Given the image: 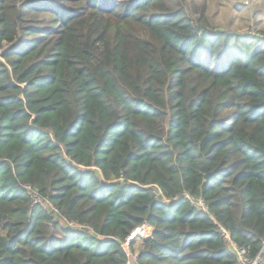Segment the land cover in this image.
Instances as JSON below:
<instances>
[{"label":"trees","instance_id":"obj_1","mask_svg":"<svg viewBox=\"0 0 264 264\" xmlns=\"http://www.w3.org/2000/svg\"><path fill=\"white\" fill-rule=\"evenodd\" d=\"M170 2L0 0V264L259 253L264 36Z\"/></svg>","mask_w":264,"mask_h":264},{"label":"rangeland","instance_id":"obj_2","mask_svg":"<svg viewBox=\"0 0 264 264\" xmlns=\"http://www.w3.org/2000/svg\"><path fill=\"white\" fill-rule=\"evenodd\" d=\"M190 5L206 4L207 18L210 24L218 31L239 33L246 35L264 36V0H186ZM175 6L181 5L180 0H171ZM49 205V204H47ZM146 227V226H145ZM150 229L140 233L135 238V252L143 247V242L150 237Z\"/></svg>","mask_w":264,"mask_h":264},{"label":"built area","instance_id":"obj_3","mask_svg":"<svg viewBox=\"0 0 264 264\" xmlns=\"http://www.w3.org/2000/svg\"><path fill=\"white\" fill-rule=\"evenodd\" d=\"M28 189H30L29 186H28ZM157 191H158V194L161 193L160 190H157ZM188 197H190V196H188ZM32 199H33L34 203H40V204H43L44 206H46L47 208L54 209V210L56 209L55 207H53L51 205V203L48 199L42 198L37 192L32 193ZM192 201L198 207L205 209V204H204L203 200H201V199L195 200L192 198ZM47 204H49V205H47ZM64 220L69 226H74V227L78 226L74 222H68L66 219H64ZM146 225L147 224L136 228L130 234V236L127 238L126 242L124 243V247H125L128 255L131 256V259L129 260L128 264H136V259H137V256L135 254H132L129 250L130 242L132 240H134L135 238H137L138 235H140V233L143 234V229L145 228ZM233 246H234V249L236 251V255L238 257V263L237 264H264V241H263V245H262L259 253L255 257H250L248 254V251L245 248H238L235 244H233Z\"/></svg>","mask_w":264,"mask_h":264},{"label":"crops","instance_id":"obj_4","mask_svg":"<svg viewBox=\"0 0 264 264\" xmlns=\"http://www.w3.org/2000/svg\"><path fill=\"white\" fill-rule=\"evenodd\" d=\"M146 226H149V227L152 228L151 233H152V232L154 231V229H155L154 227H152V226H150V225H148V224H147ZM137 254H138V253L136 252L135 255L137 256Z\"/></svg>","mask_w":264,"mask_h":264},{"label":"bare ground","instance_id":"obj_5","mask_svg":"<svg viewBox=\"0 0 264 264\" xmlns=\"http://www.w3.org/2000/svg\"><path fill=\"white\" fill-rule=\"evenodd\" d=\"M147 227V229H150L151 227H149V226H146ZM146 227L143 229V231L146 229Z\"/></svg>","mask_w":264,"mask_h":264},{"label":"water","instance_id":"obj_6","mask_svg":"<svg viewBox=\"0 0 264 264\" xmlns=\"http://www.w3.org/2000/svg\"><path fill=\"white\" fill-rule=\"evenodd\" d=\"M208 175H209V171H208L207 174H206V178L208 177Z\"/></svg>","mask_w":264,"mask_h":264}]
</instances>
